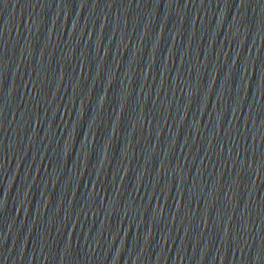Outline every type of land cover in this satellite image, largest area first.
Returning a JSON list of instances; mask_svg holds the SVG:
<instances>
[{
  "label": "water",
  "instance_id": "95a60500",
  "mask_svg": "<svg viewBox=\"0 0 264 264\" xmlns=\"http://www.w3.org/2000/svg\"><path fill=\"white\" fill-rule=\"evenodd\" d=\"M0 264H264V0H0Z\"/></svg>",
  "mask_w": 264,
  "mask_h": 264
}]
</instances>
